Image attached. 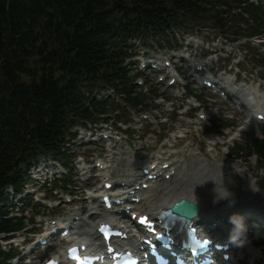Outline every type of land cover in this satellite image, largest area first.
<instances>
[{
	"label": "trees",
	"instance_id": "obj_1",
	"mask_svg": "<svg viewBox=\"0 0 264 264\" xmlns=\"http://www.w3.org/2000/svg\"><path fill=\"white\" fill-rule=\"evenodd\" d=\"M121 1L134 0H0V44L9 43L15 46L19 51L25 52V57L42 55L44 63L48 66L46 76L39 81L24 84V90L27 91L26 103H15L12 106V110L20 111L22 121L31 127L37 126L38 118H40V123H44V131L39 138L28 140L19 135L11 121H4L6 114L0 113V199L4 187L16 182L21 165L26 161L27 156L40 151L60 153L61 130L53 139L43 137V134L47 132L48 124L50 135L55 134L60 116L59 93L52 92L48 85L51 80L53 62L52 51L48 48L49 35L56 29L74 27L72 37L68 40L71 51H67L64 66L66 69L80 67L84 59L92 53L89 49V39L86 37L87 25L92 15L97 10H101L97 21L109 19L115 14L119 15L122 10ZM167 2L168 0H146L140 4L134 22L141 31L145 32V27L156 21L157 17L151 11L164 9ZM251 13L256 19L262 17V13L257 9H251ZM76 22L79 23L74 26ZM40 40L43 41L44 47L42 52L38 53L33 46ZM72 51L75 52L73 56ZM16 58L11 57V66ZM6 76L9 79H17L13 73ZM76 77L77 71L69 75L72 79Z\"/></svg>",
	"mask_w": 264,
	"mask_h": 264
},
{
	"label": "bare ground",
	"instance_id": "obj_2",
	"mask_svg": "<svg viewBox=\"0 0 264 264\" xmlns=\"http://www.w3.org/2000/svg\"><path fill=\"white\" fill-rule=\"evenodd\" d=\"M228 83L230 84V81H228ZM236 91L243 96L246 92L249 94L252 93L249 88L244 89L243 87L237 88ZM254 105L249 106L253 107ZM252 121L253 119H249L247 125H250V122ZM235 135L238 134H231L229 138L230 141L235 139ZM189 150L191 154H193V157L190 160L193 161L195 170L190 173L187 162L183 163L180 160H175L173 165L175 167H182L180 170L181 175L175 174L170 180L164 179L156 181L150 190L140 194L141 201L139 203L131 204L133 205L134 212L154 213L160 208L167 207L170 202L185 197L198 202L202 206V213L197 218L199 221H202V223H199L204 226H206V224H208V226H214V222L222 221L220 216L221 212L226 211L228 206L233 204L237 199H243L248 196L249 187L253 186L257 189V179H247L242 175H238V177L235 178L226 176V173H224L222 168L224 167V164L219 160L206 158V154L201 153L202 150L200 146L190 148ZM212 165L218 167L219 170L213 172L210 169V166ZM234 205L235 204H233V206ZM233 214H235L236 218L242 217L243 220L247 219L243 215V212L238 213V211H235ZM102 218L104 217L98 216V219L100 220H98L96 224L103 221L101 220ZM245 222L247 224L246 228H249L248 225H250V228H255L253 222L248 220ZM130 223V220H125L123 223L121 222V224H125L127 227H130ZM81 234L86 236V241L90 242L92 245L100 247L99 242L94 238L92 231L82 232ZM136 240V234L133 233V229H130V238L124 242L127 245H131L132 243H135ZM245 245H247V242ZM235 259L237 262H235ZM231 264H240L239 258L234 257V261H232Z\"/></svg>",
	"mask_w": 264,
	"mask_h": 264
},
{
	"label": "rangeland",
	"instance_id": "obj_3",
	"mask_svg": "<svg viewBox=\"0 0 264 264\" xmlns=\"http://www.w3.org/2000/svg\"><path fill=\"white\" fill-rule=\"evenodd\" d=\"M231 37H235V36H231ZM247 48H249V54H248V62H245V64H244V67L246 69L249 67L250 59L253 57V55L255 53L262 54V49L261 48H258V47L254 48V47H250L249 45H247ZM243 53L245 54V52H243ZM255 72L258 73L259 72V69L255 70ZM262 74L264 75V70H263ZM209 92H212V91L210 89H206L207 96H208ZM213 102H215V104H212L211 107L214 108V110L219 109V111H218V115L217 116L216 115L215 116L212 115L210 117V119L212 120V123L219 124L220 121H221L220 117L221 116L224 117V113L223 112H225L227 114L230 111H237L236 108H234V107L231 106V104H230L229 101H228V108L225 110L224 109V103L226 102V100H224L223 98H221L219 96H218L217 99L213 100L212 103ZM245 116H246V113L245 112H242L241 110H239V113L235 115V119H230L229 120L228 118H226V117L225 118L227 120L231 121L233 124H237L238 122H243ZM222 132H223V128L220 131V133H222ZM257 136H258V133H248L244 137V141H246V143H248L249 140L255 139ZM198 137H199L200 140H205V137L202 134H199ZM194 139H196V137ZM237 154L240 155V156H244V157H246L248 159V160H246L245 158H243V161L246 162L245 166L248 168V169L245 170V173L247 175H249L250 177H252L253 175H256L257 173L260 172V171H258L257 164H255L256 158L254 156L251 157V158H248L247 157L248 152L246 150H243V151H240L239 150V152ZM213 155H217L219 158L225 159V160L226 159L228 160V157H229L226 154L222 153L221 150H215L214 153H213ZM238 161H241V160H238ZM45 255H47V254H44V256H41V257L44 258ZM24 261H26V260H24ZM35 261L36 260H34L32 264H35Z\"/></svg>",
	"mask_w": 264,
	"mask_h": 264
},
{
	"label": "snow or ice",
	"instance_id": "obj_4",
	"mask_svg": "<svg viewBox=\"0 0 264 264\" xmlns=\"http://www.w3.org/2000/svg\"><path fill=\"white\" fill-rule=\"evenodd\" d=\"M236 229L234 234L231 236V240L233 242H237L238 237H241L243 234V230L241 229V226L239 225V221L237 220L236 222ZM216 239V234L212 233V239L210 240H205V244H211L214 240ZM240 243H243V240L240 241Z\"/></svg>",
	"mask_w": 264,
	"mask_h": 264
},
{
	"label": "clouds",
	"instance_id": "obj_5",
	"mask_svg": "<svg viewBox=\"0 0 264 264\" xmlns=\"http://www.w3.org/2000/svg\"><path fill=\"white\" fill-rule=\"evenodd\" d=\"M236 221H237V220H236ZM236 221H234V223H235ZM238 221H239V225L241 226V229L243 230V232L246 231V225H245V223H244L243 218L240 217V218L238 219ZM238 238H239V237H238Z\"/></svg>",
	"mask_w": 264,
	"mask_h": 264
},
{
	"label": "water",
	"instance_id": "obj_6",
	"mask_svg": "<svg viewBox=\"0 0 264 264\" xmlns=\"http://www.w3.org/2000/svg\"><path fill=\"white\" fill-rule=\"evenodd\" d=\"M178 213H180V210L178 209V210H176ZM191 211V210H190Z\"/></svg>",
	"mask_w": 264,
	"mask_h": 264
}]
</instances>
